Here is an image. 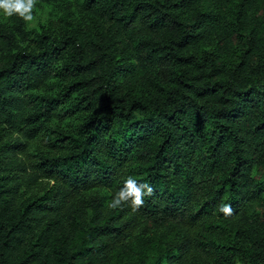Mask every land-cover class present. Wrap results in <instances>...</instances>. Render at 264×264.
<instances>
[{
  "label": "trees",
  "instance_id": "16d2710c",
  "mask_svg": "<svg viewBox=\"0 0 264 264\" xmlns=\"http://www.w3.org/2000/svg\"><path fill=\"white\" fill-rule=\"evenodd\" d=\"M60 4L0 17V264H264V0Z\"/></svg>",
  "mask_w": 264,
  "mask_h": 264
},
{
  "label": "clouds",
  "instance_id": "9594fccd",
  "mask_svg": "<svg viewBox=\"0 0 264 264\" xmlns=\"http://www.w3.org/2000/svg\"><path fill=\"white\" fill-rule=\"evenodd\" d=\"M36 3L37 0H0V13L8 17L18 15L26 25H29L35 19L33 12ZM154 191L148 182L141 183L129 176L124 180L123 186L116 191L107 203V207L115 210L128 205L135 211L143 206L144 198L152 196ZM220 211L227 216L232 213V208L230 205L225 204L221 206Z\"/></svg>",
  "mask_w": 264,
  "mask_h": 264
},
{
  "label": "rangeland",
  "instance_id": "374dc122",
  "mask_svg": "<svg viewBox=\"0 0 264 264\" xmlns=\"http://www.w3.org/2000/svg\"><path fill=\"white\" fill-rule=\"evenodd\" d=\"M64 4L51 6V5H44L41 7H35L34 9V21L27 25V27H37L39 24H50L54 29H59L61 24V18L65 15H72L73 10L72 8H68L67 10ZM0 17L7 18L2 13H0ZM74 118H72V122ZM237 264H243L241 262H237Z\"/></svg>",
  "mask_w": 264,
  "mask_h": 264
}]
</instances>
